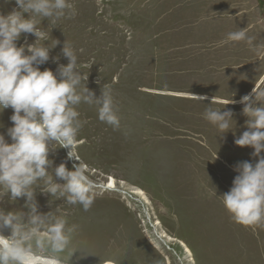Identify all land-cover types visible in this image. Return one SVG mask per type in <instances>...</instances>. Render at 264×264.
<instances>
[{
	"label": "rangeland",
	"instance_id": "obj_1",
	"mask_svg": "<svg viewBox=\"0 0 264 264\" xmlns=\"http://www.w3.org/2000/svg\"><path fill=\"white\" fill-rule=\"evenodd\" d=\"M74 2L73 18L49 22L59 43L40 70L55 73L66 65L62 48L70 45L87 74L86 87L97 97L112 90L120 123L100 121L95 105L78 106L87 123L74 151L99 184L88 211L37 189L41 213L67 214L78 226L69 264H264V227L234 222L220 197L232 187L239 162H256L253 149L234 140L247 130L241 97L264 89V0ZM14 7L15 0H0V13ZM41 27L48 28L46 19ZM241 29L246 41L228 39ZM35 39L22 35L17 45ZM231 98L236 103L222 110H232L235 126L220 137L203 114ZM12 113L10 107L0 111V134L9 143ZM68 150L49 153L53 167L63 162L72 170L79 163L67 159ZM110 175L117 187L103 191ZM0 207L27 211L23 198L11 203L5 196Z\"/></svg>",
	"mask_w": 264,
	"mask_h": 264
},
{
	"label": "clouds",
	"instance_id": "obj_2",
	"mask_svg": "<svg viewBox=\"0 0 264 264\" xmlns=\"http://www.w3.org/2000/svg\"><path fill=\"white\" fill-rule=\"evenodd\" d=\"M15 5L9 13H0V111L8 107L13 110L12 126L6 130L11 142L0 134V201L5 196L11 203L23 198L27 211H5L0 207V264H69L77 251L71 245L78 226L69 224L67 214L41 213L37 189L57 199L66 197L68 204L88 211L99 184L74 151L87 123L80 119L77 109L81 103L95 105L100 121L119 127V107L110 88L97 97L86 87L87 74L81 70L76 50L66 43L62 55L68 63L59 65L55 73L40 70L49 61L50 50L59 43L50 35L53 27L49 28V22L55 25L61 19L73 18L77 14L74 0H15ZM23 13H28V18ZM45 19L48 28L41 27ZM29 34L36 38L35 42L43 43L18 46L22 35L26 41ZM50 37L53 42L46 45ZM228 39L238 42L248 37L241 29L229 33ZM52 60L57 62L59 57ZM193 98L201 103L207 99ZM232 103L236 101L231 98L224 101L222 108L208 107L203 114L221 133L220 137L234 129L232 110H222ZM239 103L248 118L247 130L234 143L251 147L256 162H239L234 167L238 174L232 187L220 197L234 222L255 229L264 227V89L254 87ZM58 147L69 149L67 159L79 161L72 170L63 162L53 167L49 153ZM5 230L9 235L4 234Z\"/></svg>",
	"mask_w": 264,
	"mask_h": 264
},
{
	"label": "bare ground",
	"instance_id": "obj_3",
	"mask_svg": "<svg viewBox=\"0 0 264 264\" xmlns=\"http://www.w3.org/2000/svg\"><path fill=\"white\" fill-rule=\"evenodd\" d=\"M123 184L124 183H122V185ZM101 187H102L103 191H106L107 189H109V190L115 189L117 187V182L114 179V177L110 175L109 177L106 178L105 182L103 183V185ZM128 188L130 189V191L133 194L139 195L145 199V195H144L143 191L141 189H139L138 187L129 185ZM102 264H115V263L112 260H108V261H104Z\"/></svg>",
	"mask_w": 264,
	"mask_h": 264
}]
</instances>
